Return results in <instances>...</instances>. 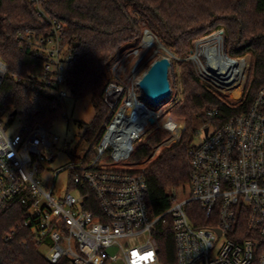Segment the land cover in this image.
I'll use <instances>...</instances> for the list:
<instances>
[{
	"label": "built area",
	"instance_id": "2783aa9c",
	"mask_svg": "<svg viewBox=\"0 0 264 264\" xmlns=\"http://www.w3.org/2000/svg\"><path fill=\"white\" fill-rule=\"evenodd\" d=\"M30 1L48 29L18 32L23 47L44 62L42 75L33 74L27 81L35 96L65 99L70 93L66 71L71 59L64 41L66 24L45 9L46 0ZM217 35L215 44L203 51L201 74L226 91L237 86L242 66L224 50L221 32ZM210 47L215 49L211 57L206 55ZM227 58L240 61L235 73L220 72ZM122 59L111 69L119 80L105 89L106 119L93 139H79L75 151L51 130L52 125L30 126L24 114L0 112V211L15 205L19 214L2 238L21 236L39 249L46 264H161L154 230L169 214L178 264H264V86L244 113L220 125L208 121L198 128L189 149V196L176 198L163 214L152 216L145 162L132 157L149 135L150 118L156 128L171 129L175 139L183 127L162 121L156 105L138 97L133 69L120 81L127 66ZM8 69L0 54V88ZM53 107L57 119L67 117L66 105ZM203 112L214 117L219 109ZM16 117L20 129L10 131ZM62 152L66 161L52 167ZM62 173L66 186L59 188ZM131 239L136 244L131 245Z\"/></svg>",
	"mask_w": 264,
	"mask_h": 264
},
{
	"label": "trees",
	"instance_id": "16d2710c",
	"mask_svg": "<svg viewBox=\"0 0 264 264\" xmlns=\"http://www.w3.org/2000/svg\"><path fill=\"white\" fill-rule=\"evenodd\" d=\"M45 9L66 24L65 45L71 53L66 71V84L75 99L91 97L95 116L80 123L81 140L93 139L106 119L108 105L104 100L107 85L114 81L112 67L120 58L121 47L139 42L146 22L161 41L179 44V52H187L189 40L209 31L218 22L227 28L229 51L239 55L251 53L252 63L242 97L230 100L201 82L189 65L184 72V100L173 114L185 118L182 138L165 147L145 167L148 182L147 203L150 214H163L175 201L171 188L187 185L191 163L189 149L197 131V121L220 125L229 117L244 113L264 86V0H46ZM27 28L45 32L48 26L30 0H0V54L9 69L0 88V112L4 109L27 116L30 126L37 122L53 125L57 119V103L63 98L35 96L28 78L42 75L44 62L18 39ZM23 76L27 79L17 80ZM217 107L209 117L203 111ZM14 114V115H15ZM164 118L162 121H168ZM169 137V131L157 129L141 143L134 160H147L153 148ZM12 205L0 211V264H46L44 256L32 243H24L17 235L6 241L2 234L19 218ZM154 234L160 247L161 264H178L172 219L166 214Z\"/></svg>",
	"mask_w": 264,
	"mask_h": 264
},
{
	"label": "rangeland",
	"instance_id": "374dc122",
	"mask_svg": "<svg viewBox=\"0 0 264 264\" xmlns=\"http://www.w3.org/2000/svg\"><path fill=\"white\" fill-rule=\"evenodd\" d=\"M145 29L143 31L142 37L140 38L139 42L133 43L131 45H126L120 48L118 55L120 59H126L127 66L124 68L123 74L121 75L122 80L124 82L126 78L130 75L131 70H134L136 75V81H138L139 77L142 73L146 70V68L150 65V63L160 57V56H168L172 62V67L169 69L168 72V79L171 86V95L169 98L161 102L160 104L156 105L154 108L161 111V120L164 118H168L167 120L171 123L178 124L180 127H183V131L181 137L179 139H175L173 136V132L171 129L159 127L156 128L155 123H150L147 127V133L151 134L157 129H164L169 131V137L165 139L160 144L156 145L153 148V151L150 157L147 160H142L145 162L143 165H146L157 155H159L162 150L170 146L171 144L179 141L182 138L186 130V119L179 117L173 114L172 110L175 106L180 104L184 100L185 96V85H184V72L186 65L192 68L195 76L204 84L210 86L213 90L219 93L222 96L230 100L237 101L239 100L244 92L246 81L249 75L251 63H252V55L249 52L244 54H233L229 51V45L227 42V28L225 24L218 22L216 26H214L209 31L203 32L191 38L189 40V48L187 52L178 53L179 52V44L176 43L175 39H171L170 46L165 45L156 31H154L146 22L143 23ZM148 28V29H147ZM153 32L156 37L166 46V50H161L160 52H156L155 48H150L144 42L145 35L147 31ZM218 32H221L223 38V48L224 50L232 57L239 59L241 61V71L239 76V81L237 86H232L228 88L226 91L218 89L213 83L208 82V80L204 79L201 74V65L200 61L204 60L203 51L207 46H211L215 44V40L217 39ZM167 51V52H166ZM171 52V53H170ZM122 59V60H123ZM132 70V71H133ZM116 79V78H115ZM119 80V79H116ZM135 81V83H136ZM136 85V84H134ZM241 87V93H237L238 89ZM237 89V90H236ZM136 91L139 98H143V91L138 85L136 86ZM66 100V110H67V117H59L56 119L52 125L51 130L58 134L62 139H66L70 142L69 149L75 151L77 149V144L79 143V139L81 138V128L79 126L80 123H89L93 120L95 116V108L92 103L91 97H85L81 99H75L68 93ZM6 120L9 119L10 113L4 114ZM14 126L10 129V131H18L20 129V122L19 118L16 117L14 120ZM204 124L202 119L197 121V131ZM178 127V126H177ZM196 131V132H197ZM195 132V133H196ZM148 135V136H149ZM147 139L144 138L141 140L140 144L143 143ZM200 137L196 136L195 141H199ZM139 144V145H140ZM84 145V142L81 144ZM67 154L66 152H62L58 154V157L52 162V167L60 166L61 164L66 161ZM53 180L51 176L50 181ZM66 186L65 183V175L62 173L58 178L57 187L63 188ZM171 193H173L178 200H183L187 198L190 194V186L187 184L185 186L179 185L176 187L171 188ZM142 240V238L140 239ZM135 239H131V245L136 244Z\"/></svg>",
	"mask_w": 264,
	"mask_h": 264
},
{
	"label": "water",
	"instance_id": "95a60500",
	"mask_svg": "<svg viewBox=\"0 0 264 264\" xmlns=\"http://www.w3.org/2000/svg\"><path fill=\"white\" fill-rule=\"evenodd\" d=\"M209 65L214 68V61L209 60ZM172 62L168 56H160L154 59L137 81L138 87L143 91V95L149 98L155 105L160 104L171 95V86L168 79L169 69ZM16 111H13L15 114ZM152 123L154 118H150ZM208 131V128L205 129Z\"/></svg>",
	"mask_w": 264,
	"mask_h": 264
},
{
	"label": "bare ground",
	"instance_id": "6f19581e",
	"mask_svg": "<svg viewBox=\"0 0 264 264\" xmlns=\"http://www.w3.org/2000/svg\"><path fill=\"white\" fill-rule=\"evenodd\" d=\"M144 42L146 43V45L148 47L155 48L156 52H160L161 50H166L167 49L166 46L156 37V35L153 32L149 31V30L147 31V33L145 35ZM206 52H207L206 55L211 57L212 55L215 54V49L210 47V48H208V50H206ZM239 63H240L239 60L233 61V60H230L229 58H227V59H225L223 61L224 65L219 67L220 72H227L228 69H232V71L235 73L236 72L235 71L236 67L239 68ZM237 89H238L237 93H241L242 92L241 91V87H239Z\"/></svg>",
	"mask_w": 264,
	"mask_h": 264
}]
</instances>
